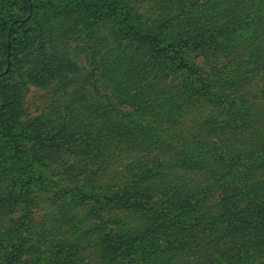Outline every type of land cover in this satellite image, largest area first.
Here are the masks:
<instances>
[{"label":"rangeland","instance_id":"1","mask_svg":"<svg viewBox=\"0 0 264 264\" xmlns=\"http://www.w3.org/2000/svg\"><path fill=\"white\" fill-rule=\"evenodd\" d=\"M30 5L0 0V264H264V0Z\"/></svg>","mask_w":264,"mask_h":264},{"label":"trees","instance_id":"2","mask_svg":"<svg viewBox=\"0 0 264 264\" xmlns=\"http://www.w3.org/2000/svg\"><path fill=\"white\" fill-rule=\"evenodd\" d=\"M14 2L17 4V8L20 11L22 15H25L26 13L31 11V5H30V0H14ZM112 3V0H107V5ZM104 4H102L103 6ZM124 20V23L126 26L133 27L130 23L129 18L125 15L122 17ZM19 21H9L3 29V34H2V49L4 51L3 56L1 58V62L3 63L4 66L9 65V41L11 40L12 36L16 34L17 30L19 29ZM27 33H24L23 36V44L19 48L20 53H27L28 51L31 52V59L34 60L35 64L37 65L36 68L37 70H40L39 74L44 73L45 77L47 79H50L54 76H57L64 70H71L72 68L74 69V65L70 63L68 60L65 58H62V56H56L54 55L53 58H46V47H52L53 43L51 41V37L49 36L48 32L45 29H42V27H36L35 29H32L29 31H26ZM127 33V31H126ZM130 37H134L135 34L128 33ZM142 42V41H138ZM144 43L147 48H152L153 49V39L149 38L146 39ZM166 51L171 49V46L166 45L165 46ZM52 50V49H51ZM154 51L156 49L154 48ZM28 57V55H26ZM54 59L52 64H50V61ZM34 72V70H32ZM37 72V71H36ZM37 73L31 74L28 79L30 82L33 81L34 84L38 85H43L44 79L36 76ZM44 77V76H43ZM12 95L14 93H9L8 90L2 94V99H1V107H0V123L3 125L2 130L4 132L8 131V125H10V118L9 115L7 114V108L9 105L12 106V103L15 101L12 98ZM11 141H14L15 138L11 137ZM264 219V216L259 217V221ZM14 257L10 258L9 261H13Z\"/></svg>","mask_w":264,"mask_h":264}]
</instances>
